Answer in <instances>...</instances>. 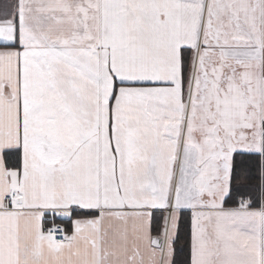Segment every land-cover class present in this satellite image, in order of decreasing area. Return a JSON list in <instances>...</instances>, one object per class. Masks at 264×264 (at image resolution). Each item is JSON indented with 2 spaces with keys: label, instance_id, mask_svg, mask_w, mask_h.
Masks as SVG:
<instances>
[{
  "label": "snow or ice",
  "instance_id": "1",
  "mask_svg": "<svg viewBox=\"0 0 264 264\" xmlns=\"http://www.w3.org/2000/svg\"><path fill=\"white\" fill-rule=\"evenodd\" d=\"M0 264H264V0L0 11Z\"/></svg>",
  "mask_w": 264,
  "mask_h": 264
},
{
  "label": "crops",
  "instance_id": "2",
  "mask_svg": "<svg viewBox=\"0 0 264 264\" xmlns=\"http://www.w3.org/2000/svg\"><path fill=\"white\" fill-rule=\"evenodd\" d=\"M12 0H0V11L5 10L10 6Z\"/></svg>",
  "mask_w": 264,
  "mask_h": 264
},
{
  "label": "trees",
  "instance_id": "3",
  "mask_svg": "<svg viewBox=\"0 0 264 264\" xmlns=\"http://www.w3.org/2000/svg\"><path fill=\"white\" fill-rule=\"evenodd\" d=\"M183 244H184V239L181 238V240L179 241V245H178V248L181 249V250L178 252V259H183V257H184V250L182 249Z\"/></svg>",
  "mask_w": 264,
  "mask_h": 264
}]
</instances>
